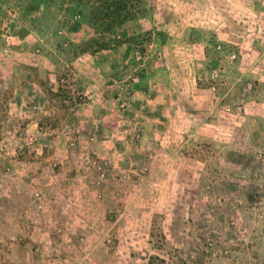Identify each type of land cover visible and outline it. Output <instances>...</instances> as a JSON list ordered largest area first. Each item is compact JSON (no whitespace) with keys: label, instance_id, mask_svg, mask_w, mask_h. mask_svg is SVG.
Listing matches in <instances>:
<instances>
[{"label":"rangeland","instance_id":"obj_1","mask_svg":"<svg viewBox=\"0 0 264 264\" xmlns=\"http://www.w3.org/2000/svg\"><path fill=\"white\" fill-rule=\"evenodd\" d=\"M150 263L264 264V0H0V264Z\"/></svg>","mask_w":264,"mask_h":264},{"label":"trees","instance_id":"obj_2","mask_svg":"<svg viewBox=\"0 0 264 264\" xmlns=\"http://www.w3.org/2000/svg\"><path fill=\"white\" fill-rule=\"evenodd\" d=\"M117 4H118V2H117ZM114 11H116V13H118V11H120V10H119V6H117L116 9H115ZM114 11H113V12H114ZM119 14H120V13H119ZM119 14H118V15H119ZM116 18H117V17H116ZM117 20H119V19H117ZM117 20L115 19V15L113 14V17L111 18V23L113 22L114 25H117L118 23H120V24L124 23V21H121V22H120V21H117ZM204 210L206 211L207 208L205 207ZM203 212H204V211H203ZM150 264H151V263H150Z\"/></svg>","mask_w":264,"mask_h":264}]
</instances>
